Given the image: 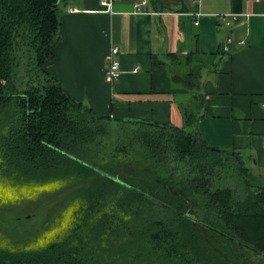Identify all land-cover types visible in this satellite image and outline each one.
Wrapping results in <instances>:
<instances>
[{
  "label": "trees",
  "instance_id": "obj_1",
  "mask_svg": "<svg viewBox=\"0 0 264 264\" xmlns=\"http://www.w3.org/2000/svg\"><path fill=\"white\" fill-rule=\"evenodd\" d=\"M64 2L0 0V175L37 186L71 180L63 187L61 205L70 209L63 233L0 246V264H98L89 233L103 235L109 264H226L224 256L232 264L224 243L264 257V186L249 184L242 155L212 148L188 129L191 106L182 108L183 126L113 121L45 70ZM107 125L115 126L109 153ZM144 206L161 213L143 215Z\"/></svg>",
  "mask_w": 264,
  "mask_h": 264
},
{
  "label": "crops",
  "instance_id": "obj_2",
  "mask_svg": "<svg viewBox=\"0 0 264 264\" xmlns=\"http://www.w3.org/2000/svg\"><path fill=\"white\" fill-rule=\"evenodd\" d=\"M141 1L65 0L45 70L113 121L183 126L182 108L191 106L188 129L242 155L249 184L264 186V0ZM112 47L121 74L109 83Z\"/></svg>",
  "mask_w": 264,
  "mask_h": 264
},
{
  "label": "rangeland",
  "instance_id": "obj_3",
  "mask_svg": "<svg viewBox=\"0 0 264 264\" xmlns=\"http://www.w3.org/2000/svg\"><path fill=\"white\" fill-rule=\"evenodd\" d=\"M107 127L110 135L105 138L109 143L105 152L109 153L113 145L116 144L113 135L115 126L107 125ZM124 170H127V167H123L119 171L123 172ZM120 172H117L116 175H119ZM159 173L163 176L167 174L163 169H160ZM69 178L62 176L49 184L37 186L13 181L0 175V246L21 248L37 241L51 240L57 234L63 233L68 224L70 209L66 203L61 205V202L67 193L63 187L71 182ZM188 207V212L195 213L193 202H189ZM144 208L145 212L140 210L142 214L144 213L143 215L151 214L158 217L161 213L159 207L144 206ZM132 209L134 211L136 208ZM129 222H133V216ZM120 239L122 238L120 237ZM85 240H88L87 244L88 247H92L91 250L94 248L96 253L99 250L98 264L110 263L111 259L106 258V255L112 257V253L101 249L104 246L103 235L89 233V237ZM224 245L228 249L232 264H264V257L261 255L249 250H247L249 253L242 251L236 248L235 244L233 245L236 247L229 243H224ZM224 257L228 264L229 257Z\"/></svg>",
  "mask_w": 264,
  "mask_h": 264
},
{
  "label": "built area",
  "instance_id": "obj_4",
  "mask_svg": "<svg viewBox=\"0 0 264 264\" xmlns=\"http://www.w3.org/2000/svg\"><path fill=\"white\" fill-rule=\"evenodd\" d=\"M141 3H146V0H142ZM102 4L107 5V0H102ZM136 10L139 9V3L135 4ZM223 50H227V47L224 46ZM118 48L112 47L105 56L106 68L104 71L105 80L109 83H112L120 77L121 71L119 68V62L117 60Z\"/></svg>",
  "mask_w": 264,
  "mask_h": 264
},
{
  "label": "water",
  "instance_id": "obj_5",
  "mask_svg": "<svg viewBox=\"0 0 264 264\" xmlns=\"http://www.w3.org/2000/svg\"><path fill=\"white\" fill-rule=\"evenodd\" d=\"M187 217H189L190 219H192L193 221L197 222V219L194 215L191 214H185Z\"/></svg>",
  "mask_w": 264,
  "mask_h": 264
}]
</instances>
